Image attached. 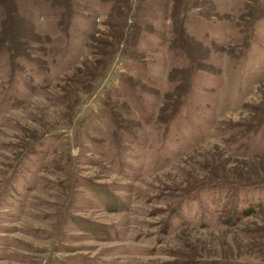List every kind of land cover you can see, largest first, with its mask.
<instances>
[{
  "label": "rangeland",
  "instance_id": "1",
  "mask_svg": "<svg viewBox=\"0 0 264 264\" xmlns=\"http://www.w3.org/2000/svg\"><path fill=\"white\" fill-rule=\"evenodd\" d=\"M0 264H264V0H0Z\"/></svg>",
  "mask_w": 264,
  "mask_h": 264
},
{
  "label": "trees",
  "instance_id": "2",
  "mask_svg": "<svg viewBox=\"0 0 264 264\" xmlns=\"http://www.w3.org/2000/svg\"><path fill=\"white\" fill-rule=\"evenodd\" d=\"M225 198H227V196H226ZM259 204H260V203L256 204L257 206L250 205V206L246 207V208L244 209V211L247 210L248 212L256 213V212H257V207H259ZM261 209H262V208H261ZM234 214H235V211L233 212V215H234ZM232 221H233V218H231L230 220H228L227 223L230 224Z\"/></svg>",
  "mask_w": 264,
  "mask_h": 264
}]
</instances>
